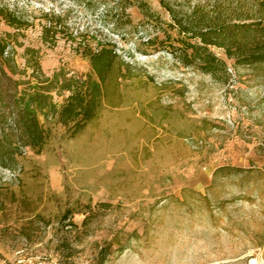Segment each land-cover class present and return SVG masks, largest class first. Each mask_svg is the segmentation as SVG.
Returning <instances> with one entry per match:
<instances>
[{
  "label": "rangeland",
  "instance_id": "rangeland-1",
  "mask_svg": "<svg viewBox=\"0 0 264 264\" xmlns=\"http://www.w3.org/2000/svg\"><path fill=\"white\" fill-rule=\"evenodd\" d=\"M256 1L0 0L17 21L0 13L4 57L26 77L37 62L82 78L106 43L123 64L78 134L40 117V153L16 150L0 107V263L264 264V89L222 47L216 77L176 62L200 44L187 27L212 23L213 40Z\"/></svg>",
  "mask_w": 264,
  "mask_h": 264
},
{
  "label": "trees",
  "instance_id": "trees-1",
  "mask_svg": "<svg viewBox=\"0 0 264 264\" xmlns=\"http://www.w3.org/2000/svg\"><path fill=\"white\" fill-rule=\"evenodd\" d=\"M253 6L251 17L241 14L235 23H222L221 33H217L213 40L212 23V26L206 25L196 29L187 27L186 31H191V38L198 39L200 44L188 43L184 53L176 55V62L216 77L218 72L226 73V63L218 59L208 46L222 47L226 57L234 60L236 65L248 68L264 89V0H257ZM0 13L8 16L9 24L17 23L6 11L0 10ZM205 20L212 21L211 18ZM218 35L221 40L217 39ZM7 47L8 43L0 39V117L9 121L17 151L28 148L40 153L43 150L49 132L41 123L40 117L44 120L50 118L54 123L70 130L72 135L81 132L94 118L95 110L101 105L108 78L120 74L119 70L123 65L114 47L106 43L101 44L96 51L84 53L91 73L82 78H67L59 72L46 77L37 62L26 77L24 71H16L9 57H4ZM5 66L9 73L6 72ZM18 75L19 78H14ZM65 92H68V95L63 103L58 105L54 101V94L61 95ZM223 170L226 169H218L214 174L217 175Z\"/></svg>",
  "mask_w": 264,
  "mask_h": 264
},
{
  "label": "built area",
  "instance_id": "built-area-1",
  "mask_svg": "<svg viewBox=\"0 0 264 264\" xmlns=\"http://www.w3.org/2000/svg\"><path fill=\"white\" fill-rule=\"evenodd\" d=\"M0 264H57V262L51 257H27L17 255L11 262H2Z\"/></svg>",
  "mask_w": 264,
  "mask_h": 264
},
{
  "label": "bare ground",
  "instance_id": "bare-ground-1",
  "mask_svg": "<svg viewBox=\"0 0 264 264\" xmlns=\"http://www.w3.org/2000/svg\"><path fill=\"white\" fill-rule=\"evenodd\" d=\"M250 77H251L252 82H253L255 85H258L257 80L255 79V77H254V76H250ZM241 86L244 87L245 84L242 83Z\"/></svg>",
  "mask_w": 264,
  "mask_h": 264
}]
</instances>
